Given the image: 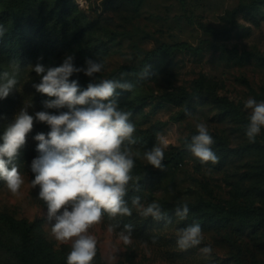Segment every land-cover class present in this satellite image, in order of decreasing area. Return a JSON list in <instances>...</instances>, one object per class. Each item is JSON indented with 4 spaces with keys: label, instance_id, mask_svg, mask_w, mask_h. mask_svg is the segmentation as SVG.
Listing matches in <instances>:
<instances>
[{
    "label": "rangeland",
    "instance_id": "1",
    "mask_svg": "<svg viewBox=\"0 0 264 264\" xmlns=\"http://www.w3.org/2000/svg\"><path fill=\"white\" fill-rule=\"evenodd\" d=\"M12 0H0V12ZM239 1L247 0H144L135 12L125 0L110 3L107 0H19L12 14L30 10L33 14L43 13L48 22L63 12L67 19L65 29H61V43L51 49L45 41L40 48V56L30 66L37 63L45 67L60 66L67 55H73L74 63L85 66L87 59L101 60L102 72L95 78L86 77L89 83L101 79L131 82L132 91L117 89L122 99L137 94L160 95L166 91L191 90L193 80L205 76L216 84L219 95L243 104L248 98L264 101V18L258 25L242 16L237 17V25L224 37L215 38L205 31L204 26L220 29L224 25L221 16L235 7ZM186 42L200 46L198 54L178 52L160 62L157 71L149 79L121 76L118 69L122 65H138L146 51L162 43ZM28 67L26 76L6 99L0 100V138L7 125L24 107L30 115L37 111H67L66 108L45 109L31 90L30 82L38 75ZM85 87H80L81 90ZM150 103L135 118L137 141L135 150L140 152L139 162L156 172L158 179L139 195L144 203L157 202L163 212L171 217V223L144 218L133 210L130 217H118L116 221H104L90 229L98 241L97 247L105 264H235L234 256L239 254L244 264H264V229L251 231L247 226H231L224 230L202 229L204 240L197 248L180 250L176 244L178 229L185 226L173 216L172 208L178 202L209 200L227 207H260L264 209V153L248 150L249 140L235 123L220 119L218 109L210 101L197 105L191 115L183 119H173L181 107L166 104L153 109ZM245 109V108H244ZM246 110V109H245ZM249 114V110H246ZM207 125L213 139L217 136L232 151L227 161L220 165L201 164L190 152L164 164L166 159L179 149L185 148V140L196 132L195 124ZM47 124L34 122V128L27 136L26 145L21 149V174L25 183L18 195H13L0 180V212L16 219L43 218L45 237L55 247L61 245L50 235L46 225L47 206L38 197L39 187H31L34 174L30 170L31 161L38 156L34 139L37 133L47 134ZM157 133L163 134L169 145L165 149L164 170L156 169L143 159V152L157 143ZM0 139V143H2ZM148 175L146 171L144 177ZM119 222L120 228L108 231L109 223ZM124 224L134 226L132 244L125 245L117 233ZM0 228L2 226L0 225ZM0 235L17 243L18 236L0 229ZM156 237V242L152 238ZM210 245L213 252L205 257L199 247ZM0 264H18L11 257L0 252Z\"/></svg>",
    "mask_w": 264,
    "mask_h": 264
},
{
    "label": "clouds",
    "instance_id": "2",
    "mask_svg": "<svg viewBox=\"0 0 264 264\" xmlns=\"http://www.w3.org/2000/svg\"><path fill=\"white\" fill-rule=\"evenodd\" d=\"M6 33L7 29L0 24V40ZM74 60L73 55H67L60 66L45 67L41 63L30 66L41 78L33 84L35 90L54 98L44 100V108H67V111H37L30 115L24 107L15 115L0 138L3 141L0 143V180L13 195L19 194L25 181L14 161L26 145L34 122L47 124L50 127L47 134L41 132L34 136L38 141V156L30 165L34 174L31 187H39L38 197L47 206L46 225L50 226L52 238L70 245L66 264H93L98 241L90 229L101 224L105 216L109 221H116L118 217L132 216L135 210L140 216L156 221L171 223V217L155 201L146 204L138 195L132 196L130 203L125 199L130 190H140L139 177H134L132 171L141 154L134 148L137 141L136 127L130 119L132 112L118 105L116 90L132 91L133 84L101 79L81 90L79 81L70 77L83 73L95 78L104 69V63L87 59L85 66L77 67ZM9 67L10 72L0 73V100L9 97L19 83L20 63L13 61ZM150 68L148 65L142 69L140 78H147ZM244 108L249 110L245 134L254 143L264 129V101L248 98ZM186 115L191 113L186 111ZM195 128L197 134L186 144L187 150L201 164H218L220 158L212 149L215 141L207 125L197 122ZM156 135L157 143L143 152V159L163 171L169 140L161 133ZM174 214L180 220L186 219L187 203L177 206ZM118 228L119 222L108 225L109 232ZM133 231V225L124 224L117 235L125 245H131ZM176 236L177 247L183 251L197 248L204 240L199 223L178 229ZM152 242H156V237ZM199 252L210 257L213 249L207 245L199 247Z\"/></svg>",
    "mask_w": 264,
    "mask_h": 264
},
{
    "label": "trees",
    "instance_id": "3",
    "mask_svg": "<svg viewBox=\"0 0 264 264\" xmlns=\"http://www.w3.org/2000/svg\"><path fill=\"white\" fill-rule=\"evenodd\" d=\"M62 1L66 4L70 0ZM107 1L114 3L117 0ZM125 1L132 6L135 12L144 2V0ZM18 2L19 0H12L0 12V24H3L7 29L6 35L0 40V73L4 71L10 72L9 64L13 61H18L21 67L18 76L20 83L26 76V71L32 61L40 56V48L45 41L50 43L51 49H55L61 43L60 37L63 34L61 29L67 27L65 26L67 17L65 13L60 12L51 22H48L46 15L43 13L33 14L30 10H23L19 14L13 15L12 9ZM238 16H242L251 23L258 25L261 19L264 18V0L239 1L235 7L221 16V20L225 22L222 28L216 29L212 26H204L203 28L215 38L224 37L229 35L236 27ZM201 51L202 48L200 46H192L186 42L162 43L146 51L138 65H122L119 67L118 72L120 74L125 73V76L129 78L139 77L142 69L150 65V75L147 77L149 79L155 74L160 62L164 59L170 58L178 52L198 54ZM40 79V76H38L34 82L29 83L31 90H35L33 84L39 83ZM72 79H77L80 87L88 85V81L82 73L74 74L70 77V80ZM35 92L37 91L35 90ZM36 99L43 102L46 99L54 98H49L37 92ZM116 100L124 111L132 112L130 119L133 124L136 116L142 113L143 109L150 103H153V109L161 108L166 104L180 106V111L173 117V119L179 120L188 116L186 111L193 113L197 105L208 101L216 106L218 109L217 115L220 119H228L235 123L236 130H241L245 133V125L248 123L247 117L249 114L243 108V104L230 99L226 95H219L216 90V84L208 81L205 76H199L194 79L190 91L180 88L178 91H166L158 96L137 94L132 98L126 99H122L118 93ZM196 134L197 132H194L187 137L185 145L190 143L191 137ZM214 141L212 149L219 156V164L222 165L227 161L232 151L225 146L219 137L216 136ZM246 149L264 153V129L256 137L254 143H248ZM187 152L189 151L186 146L184 149H179L171 155L170 159H166L164 164ZM21 160L22 155L20 154L17 160L14 161L19 171L21 170ZM146 171L148 175L144 177L143 175ZM156 174V172L149 170L147 165L136 160L132 175L139 177L140 190H130L125 199L130 203L132 196L141 195V192L146 187V182L150 185L154 180L158 179ZM184 203H187L189 207L187 218L180 220V223L185 227L192 223H199L202 229L207 230L215 229L221 231L231 226L242 225L247 226L251 231L264 229V209L260 207H227L209 200H197L195 202H178L172 208L171 213L173 216H175V208L182 206ZM0 225L2 226L1 230L3 229L18 236L17 243H14L0 235V252L7 257H11L18 264H66V257L70 247L61 245L55 248L48 241L44 234L43 218H34L32 220L25 218L16 219L5 212H0ZM234 263L244 264L243 258L236 254ZM93 264H105L98 247Z\"/></svg>",
    "mask_w": 264,
    "mask_h": 264
}]
</instances>
